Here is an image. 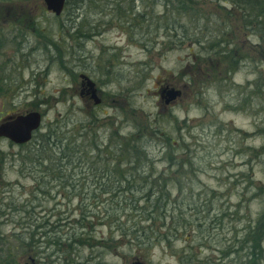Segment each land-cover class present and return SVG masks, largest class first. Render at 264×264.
<instances>
[{
    "label": "rangeland",
    "instance_id": "obj_1",
    "mask_svg": "<svg viewBox=\"0 0 264 264\" xmlns=\"http://www.w3.org/2000/svg\"><path fill=\"white\" fill-rule=\"evenodd\" d=\"M118 1L69 0L57 17L45 11L42 0L0 1V37L6 42L0 47V69L10 90L0 98V122L35 111L45 129L66 132L68 140L78 143L88 139L84 133L78 136L85 128L103 142L116 132L141 130L152 139L148 151L153 156L159 155L157 143L168 138L172 162L154 163L155 175L175 187L163 214L167 226L160 228L155 220L147 228V235L164 234L165 240L156 237L151 245L137 248L119 237L117 226L129 232L130 221L138 218L128 211L116 223L118 205L98 195L93 184L101 177V165L80 164L72 154L78 162L44 175L37 167L19 168L13 163L18 146L0 140L5 158L0 175L2 243L14 252L16 264H44L39 257L45 255L50 264H240L248 244L233 254V241L254 228L264 212V46L241 30L237 13L213 0H195L199 17L180 19L185 34L194 35L197 18L203 32L180 43L163 32L151 39L153 32L147 33L149 28L136 16L150 1L155 2L153 15H164L163 0H136L132 15L125 6L130 0L117 6ZM221 33L222 52L233 50L225 61L210 52ZM79 75L94 83L98 105L79 95ZM162 89L180 95L164 104ZM187 157L191 166H172ZM36 181L42 182L40 192ZM9 200L13 206L6 205ZM23 205L28 206L26 215ZM80 217L85 221L75 223ZM30 220L39 227L45 221L53 225L51 232L59 230L55 235L61 240L65 234L91 236V247L71 252L63 247L57 253L43 249L36 235V253L15 251V239L25 234ZM258 246V262L264 264V241Z\"/></svg>",
    "mask_w": 264,
    "mask_h": 264
},
{
    "label": "trees",
    "instance_id": "obj_2",
    "mask_svg": "<svg viewBox=\"0 0 264 264\" xmlns=\"http://www.w3.org/2000/svg\"><path fill=\"white\" fill-rule=\"evenodd\" d=\"M1 2L10 1V0H0ZM136 0L128 1L125 6L127 7L128 13H133ZM162 1V0H161ZM217 4H223L231 8L232 11L238 14L239 20L241 21V30L244 32H249V35L255 37L258 43L263 44L264 46V0H213ZM69 0L66 1L64 7L68 5ZM79 3H82V0H78ZM155 2L146 3V11H142L140 14H136L137 18L140 20V25L143 23L149 28L147 33L151 34V39H154L158 35V32H163L166 37L168 33L173 34V36L179 39V43L184 40L188 41L195 37L196 34L200 33L201 20L200 23L195 24L194 35L185 34V30L179 25L180 19L185 15H194L195 7L197 3L195 0H163L161 2V7L164 9V15L155 17L152 12V4ZM124 4V1H118L115 5ZM222 10V9H221ZM119 11V10H117ZM147 17L141 18V14H145ZM123 12L119 11V14ZM167 13H171L172 16L166 17ZM228 14V13H227ZM174 15L176 17H174ZM195 16H198L195 14ZM55 17V16H54ZM199 17V16H198ZM136 18V19H137ZM238 20V17H235ZM148 22V23H147ZM157 25V27H152V24ZM177 25H176V24ZM223 28L226 29L228 26L227 17L223 20ZM162 25V26H161ZM152 28V29H150ZM182 29L183 33L179 32ZM224 34L225 31H222ZM179 33V34H178ZM201 33H203L201 31ZM223 33L220 36H216V39L213 40L210 47V52L213 50L214 55H219L222 60H226V57H232L231 52L233 50H228L226 54L222 52V46L224 42L220 41ZM154 35V37L152 36ZM192 37V38H191ZM195 39V38H194ZM195 43L198 46L201 45L199 39H195ZM6 44L3 38L0 37V47ZM226 44V42H225ZM216 48V49H215ZM218 49V50H217ZM209 51V50H208ZM220 60V59H219ZM227 60L226 62H228ZM229 73L231 70L228 68ZM5 74L0 69V98L5 97L6 94L10 91L7 90L5 86ZM10 94V93H9ZM17 114V113H16ZM93 123V122H92ZM91 123V124H92ZM87 135L88 139L84 141L77 142L68 140L66 132L63 133L61 130L57 129H45L43 126L36 131L31 140L23 145L18 146L19 152L17 159L13 160V163L17 162L20 166L29 165V167H37L41 173L44 175H53L54 170L57 173L62 171L61 168L69 166V164L78 162L80 164H89L90 167H93L94 164L101 165L100 173L101 177H98L96 182L97 190L99 191L98 195H106L109 197V201L118 205L119 210L116 215V223L119 222L121 216L126 214L128 211L136 212V218L138 221L135 223L134 220L130 221L131 231L127 232L124 229H121L117 226L119 231V237H124L128 241L136 243V247L151 245L150 243L155 241L157 238L165 240V235L160 234L156 235H147V228L150 229L155 220H159L160 228H166L167 226L165 219V208L168 205L169 195L172 191L175 190L173 185L167 186L166 181L161 178L160 175H155L154 163H163L167 164L172 162L169 157V144L168 138L165 140H160L159 155L153 156L150 151H148V145H151L152 139L149 135L143 133L141 130L126 131V132H116L112 136L107 135L108 138L105 142L101 139L98 141L95 131L85 128L84 132L80 131L79 137L84 134ZM2 140V139H1ZM68 140V141H67ZM72 154L78 155V161L76 159L72 160ZM157 157V159H155ZM5 162L4 155L0 152V175L3 169ZM14 165V164H12ZM191 166V158L187 157L182 163H173L172 166ZM96 172V169H93ZM52 177V176H51ZM53 178V177H52ZM42 179V178H41ZM61 179V177H59ZM37 186L36 191H41L42 182H35ZM38 184V185H37ZM73 190L76 187L70 186ZM38 189V190H37ZM177 193L180 194V187L176 188ZM39 191V192H40ZM94 198V197H93ZM8 206H13L12 200L7 201ZM122 205V206H121ZM121 206V207H120ZM28 206L23 205L21 208L22 212L26 215L28 214L25 210ZM195 210V209H194ZM194 212V211H193ZM181 213V211H180ZM156 215V216H155ZM161 216V217H157ZM31 217V216H28ZM262 219L258 218L254 228H248L247 232H244L242 237H237L233 241V246H236L232 251L233 254L242 252V248L248 244V253H244L243 261L240 264H260L258 258H260L262 251L259 250L258 242L263 244L264 241V212L261 214ZM171 220V217H168ZM30 223L26 229H28L25 234H20L17 236L16 244L17 248H14L15 251H21L24 249L22 254H28L29 252H35L37 241L34 240V237H39L43 241V249L50 250L53 249L57 253H62V248L65 247L69 249V252L73 251L78 246L88 245L91 247V244L88 241L89 239H83L81 234H72L69 236L65 234V239L61 240L60 235L56 236L59 230L55 233L56 227L51 224H48L46 221L41 227L36 226L33 221L30 220ZM85 221L83 217H80L75 223H81ZM141 224H147L144 227H141ZM82 225V224H79ZM30 227H33V231L30 232ZM82 225L81 229H84ZM91 227V225L87 226ZM40 228L43 231L37 234L36 230ZM116 230V231H117ZM53 234V236H50ZM240 238V239H239ZM244 240V241H242ZM0 234V264H16L15 254L11 253L9 245H6ZM161 241V240H160ZM38 243H41L40 241ZM244 248V249H245ZM17 249V250H16ZM247 252V251H246ZM38 253V252H37ZM42 253V252H39ZM44 259V260H43ZM45 262L44 264H50L49 255H45L44 258L39 257V263ZM41 261V262H40ZM239 264V263H238Z\"/></svg>",
    "mask_w": 264,
    "mask_h": 264
},
{
    "label": "water",
    "instance_id": "obj_3",
    "mask_svg": "<svg viewBox=\"0 0 264 264\" xmlns=\"http://www.w3.org/2000/svg\"><path fill=\"white\" fill-rule=\"evenodd\" d=\"M67 0H42L46 12L57 17L61 14ZM81 87L85 88V94L89 95L93 105L99 104V98L96 95L94 83L84 75L78 76ZM180 95L178 90L162 89L159 93L164 104L174 100ZM42 123V116L35 111L24 114L9 115L0 122V140H6L15 146L28 143L33 134L39 130ZM131 264H143L139 260Z\"/></svg>",
    "mask_w": 264,
    "mask_h": 264
},
{
    "label": "flooded vegetation",
    "instance_id": "obj_4",
    "mask_svg": "<svg viewBox=\"0 0 264 264\" xmlns=\"http://www.w3.org/2000/svg\"><path fill=\"white\" fill-rule=\"evenodd\" d=\"M64 8V7H63ZM85 88L83 87H81V85H79V95L84 99V100H86V101H88V100H91L90 98H89V95H87V94H85Z\"/></svg>",
    "mask_w": 264,
    "mask_h": 264
}]
</instances>
